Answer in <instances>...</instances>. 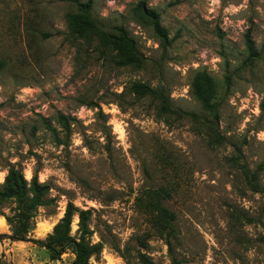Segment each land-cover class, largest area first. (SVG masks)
I'll return each instance as SVG.
<instances>
[{
  "label": "rangeland",
  "instance_id": "obj_1",
  "mask_svg": "<svg viewBox=\"0 0 264 264\" xmlns=\"http://www.w3.org/2000/svg\"><path fill=\"white\" fill-rule=\"evenodd\" d=\"M92 1L95 28H124L142 66H117L94 31L73 37L70 3L0 0V187L9 166L49 186L29 241H1L0 264H72L70 251L51 260L35 242L68 203L91 211L89 240L102 250L89 264H169L148 205L159 189L181 264H264V0ZM200 73L216 83L217 119L191 93ZM135 83L164 90L170 110L132 94ZM12 207L0 201V214ZM1 220L0 235L11 234Z\"/></svg>",
  "mask_w": 264,
  "mask_h": 264
},
{
  "label": "trees",
  "instance_id": "obj_2",
  "mask_svg": "<svg viewBox=\"0 0 264 264\" xmlns=\"http://www.w3.org/2000/svg\"><path fill=\"white\" fill-rule=\"evenodd\" d=\"M72 4L76 11L66 16L67 27L71 35L75 38H82L88 33L94 31L99 40L107 47H110L115 53V64L119 67L133 66L139 68L142 66L144 58L135 46V42L129 38L128 33L122 27L114 28L113 33H105L97 30L92 20V0L84 2L80 0H59ZM137 11L149 23L153 34L160 40L163 46L169 44L167 31L161 26L159 15L144 6L140 2ZM246 48L249 57L254 54V47L248 34H246ZM227 77V81H228ZM130 92L138 97H149L161 105L164 112L170 110L168 95L162 89H153L147 85L135 83L131 85ZM216 92V83L206 73H200L195 76L191 84V93L201 108L213 115L217 119L216 109L213 104V98ZM195 118L194 115H188ZM48 127V126H47ZM49 128V127H48ZM250 187L254 186L249 179ZM256 190V189H254ZM49 186L46 183H40L36 175L27 181L20 169L16 166H9L4 181L0 187V201H10L13 207L10 209V215H3L5 222L10 227L11 234H1L0 243L3 240L12 242H28L29 234L35 228V218L39 208L47 205V195ZM168 197L169 193L165 189H159L147 195L148 205L155 213L154 227L161 237L164 238L168 246L169 264H181L172 253L170 239L174 236L175 215L166 209L161 199ZM78 218L79 237L74 238L70 235L71 223L74 216ZM90 210L76 209L71 203H68L63 217L54 226L52 234L45 241H35L46 249L50 254L51 260H58L61 255L70 251L74 255L72 264H89L91 258L100 255L102 247L99 243L92 244L89 240L91 232L89 230ZM144 264H152L145 257L141 256Z\"/></svg>",
  "mask_w": 264,
  "mask_h": 264
},
{
  "label": "bare ground",
  "instance_id": "obj_3",
  "mask_svg": "<svg viewBox=\"0 0 264 264\" xmlns=\"http://www.w3.org/2000/svg\"><path fill=\"white\" fill-rule=\"evenodd\" d=\"M0 223H2V220H1V222ZM4 223V222H3Z\"/></svg>",
  "mask_w": 264,
  "mask_h": 264
}]
</instances>
